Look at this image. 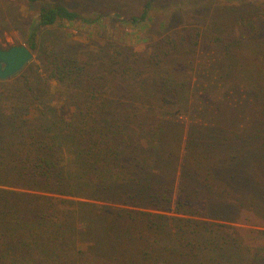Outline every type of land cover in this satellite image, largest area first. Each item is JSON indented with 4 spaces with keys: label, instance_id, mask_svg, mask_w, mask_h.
I'll list each match as a JSON object with an SVG mask.
<instances>
[{
    "label": "trees",
    "instance_id": "obj_1",
    "mask_svg": "<svg viewBox=\"0 0 264 264\" xmlns=\"http://www.w3.org/2000/svg\"><path fill=\"white\" fill-rule=\"evenodd\" d=\"M159 1L128 20L116 6L113 20L144 27ZM250 1L231 13L232 0H221L205 32L158 38L150 65L173 64L184 49L241 54L242 41L264 36V7ZM101 18L46 2L28 48L38 50L41 31ZM62 45H42L62 90L55 101L56 87L26 73L31 63L0 80V264H264V231L247 228H264V44H248L246 55L262 49L249 68L217 63L235 102L213 101V110L201 100L185 133L173 119L191 107L190 78L132 75L127 50L114 42L89 58Z\"/></svg>",
    "mask_w": 264,
    "mask_h": 264
},
{
    "label": "rangeland",
    "instance_id": "obj_2",
    "mask_svg": "<svg viewBox=\"0 0 264 264\" xmlns=\"http://www.w3.org/2000/svg\"><path fill=\"white\" fill-rule=\"evenodd\" d=\"M149 0H120L103 2L102 0H0V49L7 50L13 46H26L27 34L29 26L37 19L39 8L46 2L56 3L60 2L68 7L77 10L81 16L89 19H95L101 16V23H94L89 27L83 26L82 23H75L68 28L60 29L53 28L51 30L41 31L38 37V50L33 52V59L28 72L36 74V84L45 86L51 90L49 96L51 99H58L62 90L57 87L54 80L49 78V71L47 66L43 65L41 59L44 58L47 48L43 50L42 45L48 44H63L65 51L77 54L81 57L89 58L96 54L100 48L105 44L114 42L124 46L129 54V60L133 63L132 75L142 71L143 77H157L165 70L173 76L175 80H188L191 79V98L190 106L186 113L180 111L173 119L182 125L183 133L186 132L187 126L191 119V111L200 106L201 100L213 109L216 107V102L221 105L232 104L235 102L233 95H224L226 89L219 83V71L217 70V63L227 64L233 60L237 62V67L242 70V67L249 68V64L258 56L256 53L261 50L254 51L253 54L246 55L250 50L248 44H264V36L258 39L255 43L242 41L245 44L241 54H234L232 58H223V54L214 49L204 50L203 48L197 49H184L180 55L174 54L170 60H174L173 64H164L161 67H153L150 65V56L152 54V46L158 38H162L169 33L175 32L179 29H196L205 32L207 27L210 26L211 19L215 18L218 12L224 8V2L221 0H162L152 5L153 10L150 13L151 19L148 20L144 27L132 28L128 24H119L114 22L113 18L116 6H119V12L128 20L132 16H137L143 5ZM250 5H262L264 7V0H252ZM241 0H232L229 4L231 13L235 12L234 8L242 7ZM230 6H233L232 8ZM246 8V7H245ZM119 18V17H117ZM165 25L163 28L161 25ZM119 39V41H117ZM200 44L203 39L200 37ZM129 49V50H128ZM255 50V48H253ZM179 57V58H178ZM260 59V58H258ZM231 61V62H233ZM184 66V67H183ZM19 75L17 78H19ZM202 88L200 84L205 82ZM55 101V99H54ZM223 102L225 104H223ZM228 102V103H227ZM52 102L51 106H55ZM233 107V106H232ZM43 107H38L32 110L31 114L24 119L25 126H30L35 122L39 111ZM240 119L239 125H244ZM172 134L175 133L173 129L170 130ZM182 154V153H181ZM247 228L257 229L264 231L263 227L248 226ZM264 239V237H260ZM84 259L79 261V264L84 263ZM88 261V259L86 260Z\"/></svg>",
    "mask_w": 264,
    "mask_h": 264
},
{
    "label": "water",
    "instance_id": "obj_3",
    "mask_svg": "<svg viewBox=\"0 0 264 264\" xmlns=\"http://www.w3.org/2000/svg\"><path fill=\"white\" fill-rule=\"evenodd\" d=\"M33 59V53L26 46L0 49V80L5 81L19 74Z\"/></svg>",
    "mask_w": 264,
    "mask_h": 264
}]
</instances>
